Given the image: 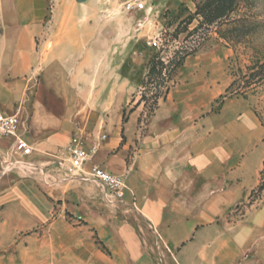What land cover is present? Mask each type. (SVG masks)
I'll return each mask as SVG.
<instances>
[{"label": "crops", "instance_id": "crops-1", "mask_svg": "<svg viewBox=\"0 0 264 264\" xmlns=\"http://www.w3.org/2000/svg\"><path fill=\"white\" fill-rule=\"evenodd\" d=\"M113 8L105 0H59L52 10L48 0H0V110L20 117L33 148L26 159L14 139L0 138V264H170L154 251L187 242L179 264H264V203L252 202L264 127L244 98L216 109L230 85L211 66L191 68L186 80L183 65L139 137L141 107L100 145L85 169L101 166L125 180L116 208L90 174L60 178L57 158L85 115L76 110L122 111L140 87L123 85L121 67L108 73L100 10ZM224 206L247 212L225 240L203 241V224Z\"/></svg>", "mask_w": 264, "mask_h": 264}, {"label": "rangeland", "instance_id": "rangeland-1", "mask_svg": "<svg viewBox=\"0 0 264 264\" xmlns=\"http://www.w3.org/2000/svg\"><path fill=\"white\" fill-rule=\"evenodd\" d=\"M58 1L59 0H48L50 10L56 8ZM105 1L114 4L113 9L100 10L105 20L100 30L106 37L105 42L108 51L107 61L111 62V65L108 63V73L121 67L124 77L123 85L129 88L134 86V83L137 82L140 83V87L136 94V98H134L122 111H120L119 107L100 105H84L81 106L79 110H76V116H80L82 113L85 115H83V120H76L78 128L74 132L72 138L78 135L84 140L88 148L94 145H102L103 142L112 136L114 127L121 125L122 128H124L125 123H127L130 118V114L138 107H141L142 110L141 118L137 126L139 131V133H137L138 137L139 134H142L146 130L149 120L153 116V112L157 109L155 108V100L152 99L153 94H151V90L154 92L155 83L159 80L158 77L152 79V84L148 86L146 91L142 87V82L146 79L152 62L158 59L169 61L174 58L175 54L181 51L183 47H188V50H190L189 52H195L193 56L188 58L184 63V65L187 66L184 76H188L186 80L190 79L189 72L187 71L191 70V68L208 65L212 67V71L216 70V75L218 77L222 76L223 72H225L229 85H231L234 81L232 69L240 66L245 71V68L251 64L252 58L256 52L264 51V0H246V2L242 4L241 12L237 14V17H242L246 14L253 22H256V27H254L256 31L253 32V35H250L251 37L246 39V42L237 46H233L232 44L229 45L225 40L220 39L215 33V29H209L210 32L200 30L198 34L191 36L190 33L199 26L200 22V18L196 17L191 25L183 23L190 14H195L196 12L195 3L191 0H153V7L155 8L149 13H125L123 12L125 0ZM79 15L82 16L83 11H80ZM93 22L94 20H92V23ZM156 40L159 42L158 47L153 46V42ZM94 43H96V41H92V47ZM91 59L93 60L94 58ZM81 60L80 58H76L72 68L76 69L77 65H80ZM177 74L178 71L171 77L172 81L168 85H173V82H179L178 77H176ZM206 79L207 78H204L203 80ZM165 90L166 88H162L163 92ZM143 92H146V100L142 99ZM231 98L243 99V97L237 96ZM162 100L163 98L159 101V104L162 103ZM244 100H246L252 110H254L264 127V92ZM220 103V100L216 103V109L220 108ZM88 108L90 111L86 113ZM105 135L107 139L103 138ZM68 145L57 158L60 178L66 181L67 178L72 177L74 179H79V181H83L81 179L82 176H88L90 170L73 169L70 157L67 153ZM26 167L32 166L28 165ZM46 167L43 170L36 171L43 173L47 171L49 165ZM17 168L22 172V163H20ZM4 172H9V169H5ZM46 174H48V172ZM46 174L45 178L52 180V178L46 176ZM60 182L61 181L58 183ZM0 189H2L1 186ZM54 190H60V188L57 187ZM101 190L103 189L101 188ZM103 193V198L107 197L108 200L105 199V205L116 208L120 201L111 197L104 190ZM252 200L253 204L254 202L255 204L256 202L262 204L264 203V195H256ZM63 203L64 200L58 201L60 206H62ZM246 212L247 208L243 206L235 211L229 210L228 206H224L223 215L212 217L210 221L203 224L202 228L206 229L207 233L203 236L202 240L211 241L217 239V237L218 239L225 240L228 226L233 223H238ZM188 244L187 242L178 249H170L167 247L156 249L154 251V256L159 259L162 257H169L170 264H179L176 260L178 252ZM102 249L110 253L105 246H102ZM193 253L194 249H188V256H192Z\"/></svg>", "mask_w": 264, "mask_h": 264}, {"label": "trees", "instance_id": "trees-1", "mask_svg": "<svg viewBox=\"0 0 264 264\" xmlns=\"http://www.w3.org/2000/svg\"><path fill=\"white\" fill-rule=\"evenodd\" d=\"M191 1L195 3L196 12L190 14L183 23L191 25L196 17L200 18L199 26L190 33L191 36L198 34L200 30L210 32L209 29H215V33L220 39L225 40L229 45L237 46L246 42V39L256 31V28H254L256 22H253L246 14L237 17V14L241 12L242 4L246 0ZM188 49V47H183L171 60L158 59L150 65L147 77L142 82V87L146 91L148 86L152 84V79L158 77L159 80L155 83L154 92L151 90L152 99L155 100V108L158 109L159 101L162 98L166 100L172 87H174L175 82H173V85H168L172 81L171 77L177 73L189 57L193 56L195 51L189 52ZM232 71L234 81L227 89L226 94L221 97L220 107L226 98L237 96L249 99L264 92V51L256 52L251 64L245 68V71L240 66L234 67ZM162 88H166V90L163 92ZM142 99L146 100V92H143ZM263 192L264 169L261 173L260 185L252 197L261 195Z\"/></svg>", "mask_w": 264, "mask_h": 264}, {"label": "built area", "instance_id": "built-area-1", "mask_svg": "<svg viewBox=\"0 0 264 264\" xmlns=\"http://www.w3.org/2000/svg\"><path fill=\"white\" fill-rule=\"evenodd\" d=\"M154 6L153 0H125L123 4V12L139 13L151 12ZM154 47L159 46L156 40L153 42ZM0 138H12L15 141V149L23 158H30L33 154V148L22 134V121L16 114L8 115L0 110ZM107 139L105 135L103 137ZM100 145L87 147L84 140L75 135L68 147L67 153L70 157V162L75 170H84L91 162L93 157L98 153ZM89 174L93 180L107 194L114 199L121 201L124 199L126 191V182L123 178L114 175L101 166L94 165L90 167Z\"/></svg>", "mask_w": 264, "mask_h": 264}]
</instances>
